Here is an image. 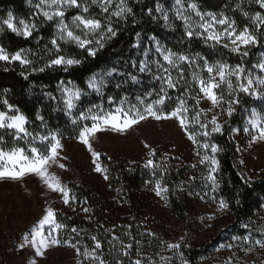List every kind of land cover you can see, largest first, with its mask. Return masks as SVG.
Instances as JSON below:
<instances>
[{
	"label": "trees",
	"instance_id": "trees-1",
	"mask_svg": "<svg viewBox=\"0 0 264 264\" xmlns=\"http://www.w3.org/2000/svg\"><path fill=\"white\" fill-rule=\"evenodd\" d=\"M34 0H0V25L11 12L15 20L24 19L26 23L35 25L32 35L23 37L12 33L4 26L0 31V47L4 48L6 54L13 55L22 51L24 58L32 61V65H21L19 61H0V110L4 107L6 99L9 104L14 105L24 114L29 123L26 125L29 132L46 133L49 130L59 129L63 133V139H72L77 136L78 128L74 126L69 117L63 111L64 105L61 98V89L58 87L63 81L64 85H72L82 89L86 95L82 96L78 110H86L91 105L102 104L105 110L115 105L108 104V97H113L117 102L121 97L127 96L135 102L136 96L143 97L146 93H153L152 98L160 92L161 81L157 76H163V71H158L152 61L158 59L155 52V45L159 42L164 48L173 52L195 56L197 53L206 57L210 62L217 60L227 62L231 65L243 64L253 74V65L264 63V27L257 29L250 17L256 12L264 16V8L256 3V0H181L182 4L195 3L200 12H211L216 16H226L229 21L235 20L238 30L248 26L256 34L258 43L247 48L248 55L232 53L223 48H213L210 42L207 44L201 38L189 39L185 34L184 26L170 13L175 0H129L128 6L133 11L126 19L111 17L113 28L117 34L108 41L95 58L89 57L78 47L58 42L61 46V54L75 56L82 59L80 66H74L68 71L59 68H46L44 72H33L32 67H42L49 58L55 55L50 41L55 38V23L46 22L34 14L31 7ZM80 8L72 9L68 14L74 17L82 14L81 8L89 7L85 15L90 18L106 20L107 14L95 7L91 0H79ZM157 7L161 9L156 11ZM152 10L151 15L149 10ZM247 12L248 17L244 15ZM163 13H167L169 20H163ZM139 43V47H136ZM145 49L149 50L148 57H145ZM245 49H241V53ZM149 62L151 72L139 71L141 61ZM163 63V61L161 60ZM202 65L203 62L199 61ZM135 64V66H134ZM185 73V81L192 88V95L198 92V87L192 83L193 68L187 64L181 65ZM112 69L111 76H107L106 86L103 95H97L88 90L87 80L93 73L108 72ZM28 76L24 79L21 72ZM137 77L133 82L131 77ZM173 78L176 71L172 70ZM71 82V83H69ZM117 85H120L117 87ZM166 87V85H164ZM184 83L175 89H167L168 95L172 98L167 102L170 109L177 103V97L184 94ZM189 103H194L190 100ZM254 109L264 114V103L241 94V104L236 106L231 117L222 114L225 123L222 131L214 133L208 139V143H215L220 150L215 154L218 161L215 172L217 186L212 196L216 201L221 199L227 204L231 215L232 224L228 236L244 237L250 230L244 229L250 226L253 218L261 211L264 199V178L254 181H245L240 172L239 154L235 142L232 140V132L235 128L241 129L244 124L245 112ZM37 114L44 117L47 128L38 120ZM78 114V113H77ZM91 123V122H88ZM0 135L4 136L6 142L5 150L13 146L11 135L4 129H0ZM201 140L203 138H200ZM19 146L25 144L18 142ZM25 147V146H24ZM107 170L108 187L105 190H98L78 186H70L71 195L75 197L74 203L80 210L79 216L71 218L57 215L58 222L67 226V229L75 227L78 235L66 236L65 240L71 238L72 243L79 241L81 250L87 245L91 250L95 236L102 244L103 255L106 264H117V260H123V264H131L134 255L124 257L122 247L118 244H128L135 233L137 222L143 213L148 209L141 189L151 180H159L162 187H166L167 205L172 214L180 220H186L189 216L192 204L191 193L197 187L196 170L190 166L179 165L177 161H164L159 153L153 158L160 168H145L138 163L127 164L123 160L110 161L101 159ZM88 209V211H84ZM113 228L112 234L119 239L113 241L112 236L103 237L105 229ZM227 236V237H228ZM117 242V243H115ZM122 242V243H121ZM224 242V238L222 241ZM209 247L202 249L190 248L185 251L184 256L189 263L202 261L208 256Z\"/></svg>",
	"mask_w": 264,
	"mask_h": 264
},
{
	"label": "snow or ice",
	"instance_id": "snow-or-ice-1",
	"mask_svg": "<svg viewBox=\"0 0 264 264\" xmlns=\"http://www.w3.org/2000/svg\"><path fill=\"white\" fill-rule=\"evenodd\" d=\"M91 3L98 5L103 13L108 14L106 20L102 22L101 19L78 14L72 18L74 27H70L64 22L65 11L63 9L65 7L80 8L79 0H40L36 7L41 9L43 16L48 21L59 18V23L57 25V38H53L50 41L52 49H49V52L51 53L54 50V57L49 58L42 67H32L33 72H44L46 68H59L63 71H68L70 68L80 66L83 63L82 59L78 57L61 54L62 50L58 40L64 43H74L79 49L86 52L89 57L95 58L98 52L104 49L106 43L117 34L113 28L111 17L126 19L133 11L126 0H118L116 3H114V0H91ZM175 3L181 6L176 11V17L183 21L185 34L189 39L193 37L201 38L206 44L211 42L210 46L214 49L219 47L232 53H240L242 56L248 55L247 48L249 46H255L258 43L256 34L248 26L238 30L235 20L229 21L226 16L217 18L211 12L206 14L210 19H206L205 14L198 10L195 3H189L187 8L191 9L195 16L199 18L198 21L193 20L191 16L183 13L181 0H175ZM256 3L260 8H264V0H256ZM42 6L53 10L51 12L43 10ZM110 9L114 10L110 11ZM156 11L160 12L161 9L157 7ZM88 12L89 7L84 6L83 13ZM151 12L152 10L150 9V15ZM244 15L246 17L249 16L247 12ZM250 19L257 29L264 27V16L260 12H256ZM163 20L166 23L169 20L167 13H163ZM216 25L220 26L219 30ZM4 26L12 33L24 37L31 36L32 29L35 28L34 24L29 25L24 19H20L17 24L11 12L2 21L0 31H3ZM139 46V43H137L136 47ZM241 48L245 49L242 53ZM22 51L8 55L4 48L0 47V61L9 63L19 61L21 65H32V61L23 57ZM155 52L159 58L152 61V63L156 65L158 71H163L164 73L163 76L156 77L161 81L162 87L160 92L156 94L155 99L152 98L153 93L151 92L146 93L143 97L136 96L135 102L127 96L121 97L117 102L110 96L108 97V104L115 105L113 108L105 110L102 104H96L91 105L86 110L79 111V102L82 96L87 93L75 86L71 88L65 87L62 81L58 87L62 93L63 111L69 117L71 123L78 128L75 138L87 146V150L93 157L94 170L98 173L103 172L106 180L108 179L107 170L103 169L98 163L101 154L93 150L91 142L97 133L110 130L123 134L148 119L158 122L176 120L188 140L197 146L196 154L201 155L200 149L204 150L205 154L202 155L200 160L201 164L208 167V174L204 177V180L206 184L211 183L214 191L217 186L214 174L218 166V161L215 159L214 154L220 148L217 144L208 143L207 141L212 134L222 131L223 124L220 123L219 116L226 114L231 117L236 110V106L241 104V94L264 101V78L261 76L254 78L252 72L244 67L242 63L233 66L220 60L210 62L206 57L200 56L199 53L195 56L176 53L171 49L164 48L159 42L155 45ZM144 55L148 57V49H145ZM199 61L203 62L202 66ZM183 64H187L189 67L195 65L191 74L192 83L198 87V92L195 96L192 95V88L185 81V73L181 67ZM253 67L258 68L260 72H264V63L253 65ZM172 70L176 71L175 78L172 76ZM115 71V69H112L106 73H93L87 80L88 89H91L97 95H103V89L106 86L104 77L111 76ZM139 71L151 72L147 59L140 62ZM204 73H206V76L203 75ZM21 75L24 79H28V76L23 71ZM131 79L133 82H137V77L132 76ZM181 83H184V94L177 97V103L169 109L167 102L172 98L168 95L167 89H175ZM119 86L117 85V87ZM190 100L194 101V103L190 104ZM202 100L209 102L210 107L207 109L201 108ZM3 103L7 106V111L0 110V129L6 130L11 135L13 146L5 150L6 142L4 136L0 135V181H20L25 176L34 175L51 192L59 193L65 205L74 201L75 197L70 195L71 190L63 184L56 173L50 171L53 165L67 170L66 165L59 162L66 159V157L61 155L64 148L62 144L63 133L59 129H55L43 134H33L26 127L29 123L27 117L20 113V110L14 105L9 104L6 99ZM217 108L220 109L219 113L214 111ZM208 113H213L210 118ZM36 118L47 128L42 115L37 114ZM89 121L91 123H88ZM243 131L246 135L255 133L252 135V143L258 140L264 141V114L253 110ZM200 138L203 139L201 140ZM20 141H23L27 147L19 146L18 142ZM144 146L149 149V156H155V149H152L147 143ZM209 149L212 155L207 154ZM148 166L154 169L161 167L153 159L147 161L145 167ZM155 191L156 195L160 196L162 192L167 191V188L162 187L158 180L155 184ZM219 203L222 209L227 207L223 199ZM84 211L87 212L88 209H84ZM45 226H47L46 234ZM66 228V225L58 222L57 211L52 207H47L38 224L33 226L31 239L28 240V243L35 249V256L42 257L47 250L60 246L62 243V230ZM70 231L78 234V230L75 227L71 228ZM91 239L94 241V247L91 250L87 245H84L83 250H81V247L78 246L79 241L72 243L71 238L64 240L63 243L72 247L78 257H82L79 264H84L85 261H89L90 264H106L100 252L102 244L95 236H92ZM118 239V237L113 236V240ZM233 239L248 243L251 237L249 235L243 238L234 237ZM255 243L264 247V241L256 240ZM122 246L125 251L120 253V255L128 257V249L133 247L132 243L122 244ZM180 247V244L167 245L168 249H179ZM227 247L230 250L232 245L229 244ZM137 256L141 258L132 261L131 264H142L144 259H147L149 264H152L151 257H142L139 251ZM161 259L167 260L168 258L161 257ZM229 261H231V257H229ZM32 264H37L36 260H33ZM117 264H123V260H117Z\"/></svg>",
	"mask_w": 264,
	"mask_h": 264
},
{
	"label": "rangeland",
	"instance_id": "rangeland-1",
	"mask_svg": "<svg viewBox=\"0 0 264 264\" xmlns=\"http://www.w3.org/2000/svg\"><path fill=\"white\" fill-rule=\"evenodd\" d=\"M116 2L118 0H114V3ZM126 2L128 4L129 0ZM39 3L40 0L32 2L31 7L34 14L46 22L55 23V38H57L59 18L48 21L43 16L41 9L36 7ZM93 5L101 11L98 5ZM181 5H183L185 15L191 16L193 20H199L195 13L187 8L188 4L181 3ZM180 7L174 2L170 13L184 26L183 21L176 17V11ZM42 8L49 12L53 10L43 6ZM72 9L76 8L65 7L63 9L65 11L64 22L70 27H74L73 17L68 14ZM112 10L114 9H110V11ZM81 11L82 14H86L83 13V7ZM207 13L202 14L206 16ZM102 14L106 13L102 12ZM217 18H221V16H217ZM206 19L210 18L206 16ZM15 21L18 24V21ZM216 28L219 30L220 26L216 25ZM58 42L61 41L58 40ZM68 44L76 46L74 43ZM192 68L194 70L195 65ZM254 72V74L252 73L254 78L256 76L264 78V72H260L258 68H254ZM203 75L206 76V73ZM64 86L73 87L69 84ZM88 90L92 92L91 89ZM60 94L62 96L61 92ZM250 98L264 103L262 100ZM200 107L207 109L210 107V103L202 100ZM1 110L7 111V107ZM253 110L245 112L243 127L235 128L232 132V140L235 142L239 154L240 172L244 180L249 182L264 178V141L258 140L252 143V135L255 133L246 135L243 131ZM214 111L219 113L220 109L217 108ZM212 114L208 113L209 118ZM219 121L222 124L225 123L223 115L219 116ZM91 142L93 150L101 154L98 163L103 169L106 168L102 158L110 161L123 160L127 164L138 163L145 167L147 161L155 158L159 153L164 161L174 160L179 165L190 166L196 170L195 180L198 185L195 192L191 193L192 204L186 220L178 219L169 210L166 192H162L160 196L156 195L157 180L149 181L141 189L140 193L143 195L140 194V196L149 205L137 222L135 233L130 239L133 247L128 249V257L134 255L132 261L141 258L137 256L139 251L142 257H151L152 264H264V247L255 243L256 240L264 241V199L261 211L253 218L250 226L243 227L250 230L244 237L250 235L251 240L248 243H243L242 240H234L233 236H228L232 224L231 215L228 209H222L220 203L212 196L210 182L205 183L204 177L208 174V167L200 163L205 152L200 149L201 155L196 154L197 146L188 140L176 120L158 122L148 119L123 134L110 130L99 132ZM145 143L155 149V156L148 155L149 149L145 148ZM62 144L64 148L61 155L66 159L59 162L64 163L67 170L53 165L50 171L56 173L68 189L70 186L75 187L82 184L85 187L105 190L108 187V181L104 179L103 172L98 173L94 170L93 157L87 150V146L76 138L62 139ZM24 146L27 147L26 144ZM207 154L212 155L210 149ZM145 168L151 169L152 167ZM47 207L54 208L57 215L68 218L79 216L83 211L77 208L74 201L65 205L59 193L51 192L34 175L25 176L20 181H0V264H32L33 260H36L37 264H79L82 257H78L72 247L63 243L66 236L77 234L71 233L67 228L62 230L60 246L47 250L42 257L35 256V249L28 243V240L31 239L33 226L38 224ZM112 229H105L103 237L112 236L113 239ZM46 233L47 226H45ZM222 238H224V242H221ZM168 244H180L181 247L168 249ZM229 244L232 245L230 250L227 247ZM119 246L122 247V251H125L122 244H118ZM208 246H210L208 256L202 261L189 263L184 256V252L190 248L202 249ZM161 257L168 259L162 260ZM229 257H231V261H229ZM84 264H90V262L85 261ZM142 264H149V261L144 259Z\"/></svg>",
	"mask_w": 264,
	"mask_h": 264
}]
</instances>
